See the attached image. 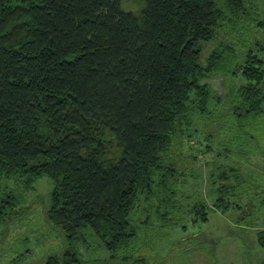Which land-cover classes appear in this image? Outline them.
<instances>
[{"label":"trees","instance_id":"16d2710c","mask_svg":"<svg viewBox=\"0 0 264 264\" xmlns=\"http://www.w3.org/2000/svg\"><path fill=\"white\" fill-rule=\"evenodd\" d=\"M140 1L134 13L121 0H0V224L51 179L44 216L65 245L38 264H147L138 238L150 215H131L154 200L162 220L185 212L181 200L194 223L233 210L237 226L256 227L264 213L261 169L216 165L209 205L166 163L195 115L264 129V43L237 49L220 34L249 21L245 0ZM90 248L110 255L85 258Z\"/></svg>","mask_w":264,"mask_h":264},{"label":"rangeland","instance_id":"374dc122","mask_svg":"<svg viewBox=\"0 0 264 264\" xmlns=\"http://www.w3.org/2000/svg\"><path fill=\"white\" fill-rule=\"evenodd\" d=\"M120 3L122 9L134 13L142 7L140 0H121ZM245 5L250 10L249 21L234 28L230 36L223 31L220 33L221 38H229L237 49L243 48L242 42L250 45L258 40L264 43V0H245ZM222 111L219 110V115ZM195 116L180 144L168 150L169 160L166 163H174L182 175L179 187L186 195H199L211 205L209 176L216 165H237L247 175L256 168L264 171V129L263 125H259L253 132L251 127L240 130L224 117L214 121L215 115H210L209 120L212 121L207 122L199 115ZM262 122L264 124V118ZM251 132L254 139L250 137ZM103 138L107 145L106 157L117 159L121 148L115 136L105 131ZM226 150L230 154L223 156L221 152ZM52 186L48 177L37 179L32 188L22 194L24 209L8 218L5 224H0V264H38L44 256L63 250V235L58 228L47 223L44 216ZM181 201L185 212L179 210L168 220L158 217L153 208L156 207V200L147 211L143 209L145 204L141 203L131 215L138 225L139 219L135 218H144L146 213L150 215L149 224L143 227L138 238L141 246H147V264H264V246L259 244L257 233L251 227L245 230V227L237 226L234 232L229 233L225 225L217 221L221 220L218 211L210 214L209 221L194 223L186 210V201ZM230 213L237 214L233 210L227 212ZM96 250H83L85 258L108 259V251ZM22 253L23 258L17 260Z\"/></svg>","mask_w":264,"mask_h":264},{"label":"crops","instance_id":"0c3cea01","mask_svg":"<svg viewBox=\"0 0 264 264\" xmlns=\"http://www.w3.org/2000/svg\"><path fill=\"white\" fill-rule=\"evenodd\" d=\"M214 212L215 211H213V213ZM218 212L220 214L218 217L221 219L220 220L221 222L219 220H217V221L219 223H223L222 225H225V229L229 233L234 232V228H237V223H236L237 214H235V213H232V214L231 213L230 214L221 213L220 211H218ZM256 218L258 219L257 223H256L257 226L256 227H251V229H253L257 233L258 230H264V213L257 212ZM246 229L247 228H245V230Z\"/></svg>","mask_w":264,"mask_h":264}]
</instances>
